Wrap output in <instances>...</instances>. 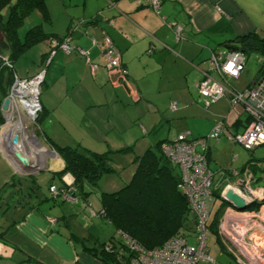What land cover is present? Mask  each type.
Masks as SVG:
<instances>
[{
	"label": "crops",
	"instance_id": "obj_1",
	"mask_svg": "<svg viewBox=\"0 0 264 264\" xmlns=\"http://www.w3.org/2000/svg\"><path fill=\"white\" fill-rule=\"evenodd\" d=\"M78 1L81 4L72 8L65 7L67 2L60 0L67 14L63 16L65 26L59 33L56 30L46 35L64 37L75 24L70 32L72 46L85 51L90 62L99 64L98 44L107 35L119 51L124 78L102 66L92 75L84 57L57 53L54 59L58 54L62 58L52 61L51 65L55 63V66L49 84L61 88L62 93L56 94V107L50 109L47 99L41 104L42 113L56 121L55 133L49 128L48 133L65 135L66 127L78 126L77 116L106 109L110 102L122 104L123 109L129 107L140 118L157 119L156 123L146 125V129L132 124L137 134L132 148L162 119L168 123V136H171L164 142L181 134H187L188 139L205 137L214 123L221 121L224 133L218 140L209 141L206 149L215 190L220 191L226 185L236 187L230 171L248 168L255 178V194L260 196L264 192V145L246 151L228 140L229 136L244 131L250 121L248 115L242 107L231 108L228 96L205 108L199 101L196 84L201 79L200 72L210 69L211 53L239 47L237 40L246 36L264 43V0H163L159 13L132 0ZM168 24L181 26L180 38L176 39ZM40 42L47 50L48 39ZM251 54L256 56L254 60H249ZM244 55L243 72L238 79L229 81L238 91L264 78L259 72L264 49ZM210 74L218 78L213 71ZM32 76L31 73L24 77L17 75L21 79ZM5 97L6 94L0 95V106ZM172 103L176 106L174 111L170 110ZM4 117L0 111V264H105L85 248L92 243H106L112 238H108V225L113 226L100 215L99 199L91 201L88 184H83L81 189H63L65 181L72 183L73 179L69 174L62 180L59 178L64 162L54 148V145L89 146L72 138L65 144L55 143L54 135L48 139L44 134L42 143L37 127L31 135L26 134L37 145L20 141L30 167L52 176L46 185L48 193L44 194L38 186L44 176L23 175L9 159L7 152H12V146L9 147L10 140L3 141V132L8 133L3 129ZM213 156L215 163L211 162ZM50 186L59 189V194L51 195ZM60 192L69 199L62 198Z\"/></svg>",
	"mask_w": 264,
	"mask_h": 264
},
{
	"label": "built area",
	"instance_id": "obj_2",
	"mask_svg": "<svg viewBox=\"0 0 264 264\" xmlns=\"http://www.w3.org/2000/svg\"><path fill=\"white\" fill-rule=\"evenodd\" d=\"M132 1L159 13L163 0ZM168 26L176 39L180 38L181 26L178 24H168ZM74 27L70 28L64 37L48 39L50 50L48 62L58 52L65 56L78 54L86 59L90 74L93 75L102 66L108 72L124 78L119 51L111 39L107 35L103 37L98 44L101 64L93 63L88 60L85 51L72 46L70 32ZM208 62L209 71L200 72L201 79L196 84L199 101L208 108L228 96L230 107H242L250 120L241 134L229 136L228 140L240 145L246 151L264 145V78L256 80L241 91L229 85V81L238 79L245 68L246 57L238 50L211 53ZM261 64H264V60ZM0 66L12 68L7 58L1 56ZM212 71L217 75V79L210 74ZM43 77L42 71L34 77L24 79L14 73L13 83L7 95L9 104L5 111H1L3 116L8 120H13L14 117L19 120L20 116L23 117L26 128L35 124L42 112L40 95ZM175 109V104H170V110ZM223 133L224 124L218 121L205 137L188 139L187 134H181L162 145L165 156L179 169L178 188L188 201L195 232L188 236L172 237L160 248L152 250L141 248L134 240L118 232L120 244L117 245L125 252L124 256L118 258L120 264H215V261L209 257L207 248V223L215 202L213 195L215 187L214 174L207 164L206 149L209 141L218 140ZM230 174L235 179L236 187L224 186L219 196L223 197L227 190H232L246 202V206L253 202H258L261 206L257 211H237L229 205L219 219L217 232L221 239L229 244L230 253L236 264H264V192L260 196L255 194L253 189L255 178L250 169L246 168L240 172L231 170ZM65 184L68 188L72 185L68 181H65ZM49 192L51 195L59 194L54 186L49 187ZM60 196L64 199L68 198L63 192Z\"/></svg>",
	"mask_w": 264,
	"mask_h": 264
},
{
	"label": "trees",
	"instance_id": "obj_3",
	"mask_svg": "<svg viewBox=\"0 0 264 264\" xmlns=\"http://www.w3.org/2000/svg\"><path fill=\"white\" fill-rule=\"evenodd\" d=\"M34 11L41 13L44 22L49 21L45 0H0V56L6 57L11 64L29 47L45 38H60L43 34L41 26H35L23 37L20 36V28ZM237 41L240 46L234 48L244 54L251 50L264 49V43L253 36L242 37ZM259 72L264 75V64ZM13 74V68L0 66V89L3 94L7 95ZM168 142H158L147 148L142 155L134 157L135 171L130 181L121 189L114 193L100 194L102 210L100 215L113 226L115 236L106 243H92L85 249L103 263L120 264L118 258L125 255L122 248L117 245L120 244L118 232L128 236L145 250L160 248L172 237L193 234L190 227L193 226L190 207L178 188L179 169L171 164L162 151V145ZM54 148L64 162L63 170L58 173L59 178L69 174L73 179L70 189H81L83 184L97 185L104 175L113 172L108 164L111 159L109 154L113 152L98 154L79 145L75 147L54 145ZM132 151L131 147L121 149L117 153ZM67 188L66 186L63 189ZM219 194L220 191H213L215 201L220 198ZM221 201L222 204L208 228L216 235L218 221L229 206L226 201L222 199ZM260 206V203L253 202L246 206L245 211H257Z\"/></svg>",
	"mask_w": 264,
	"mask_h": 264
},
{
	"label": "rangeland",
	"instance_id": "obj_4",
	"mask_svg": "<svg viewBox=\"0 0 264 264\" xmlns=\"http://www.w3.org/2000/svg\"><path fill=\"white\" fill-rule=\"evenodd\" d=\"M65 1L67 2L65 7L71 6L72 8H74L76 6L78 7L79 4H81L78 0H65ZM45 6L49 15V21L44 22L43 17L39 11L32 12L29 15V17L26 18L23 26L20 28L19 31L20 36H23L28 30H30L35 26H41V30L43 34L56 33V30L59 33V31L63 30L65 26V21H64L65 19L63 16L67 17V14L60 0H45ZM70 22L71 24L73 23L72 20H70ZM49 52H50L49 47L46 50V46H44L42 42H39L29 47V49H27L22 56L16 59L13 64H14V71L19 77H24L27 75V73H31L32 75L35 76L37 73H40L41 71L43 72L44 77H43V83L41 84L40 104H42L43 100L47 99L50 105V109H52V106L56 107V94H61L62 90L61 88H58L56 86H51L49 84V76L52 75L55 66L54 65L55 63L51 65L55 56L51 59L50 62H48V59L50 57ZM60 54L57 55V57L54 59V62L55 61L57 62L59 59L62 58ZM255 58L256 56L254 54L249 55V60H254ZM79 89L80 86L78 87V91ZM1 94L2 92L0 91V95ZM122 107H123L122 104H117V103L113 104L112 102H110L106 109L105 108L100 109L98 110V112L94 111L96 113L94 112L92 113L91 111V113H88L84 116L81 114L77 116L79 120L78 126L74 125L71 129H69V127H66L65 135L53 134L54 129L56 128V121L50 120V118L46 116V113L43 114L41 112L35 124H31L27 128H25V124H22V132L17 131L16 134L20 136V139L21 138L24 139V144H26L29 143V139H33L32 137H28L26 134L28 133V135H31L36 131V127H37L38 139L42 143L45 141L44 136L47 137L48 139H52L50 135H54L56 139L55 143L65 144L67 143L68 138H72V139H76L75 141H81L85 146L88 145L89 147L86 148L87 147L86 146L85 148L92 152L98 154H102L108 151L113 152L109 154L111 159L108 162L109 166L113 169V172L104 175L100 179L97 185H91V184L87 185V188H89V190L92 191V193L90 194L91 201L95 202L94 200L97 199L100 200L101 193L117 192L119 189H121L124 185H126L130 181L135 171L133 160L136 155L138 156L142 155L145 152V150L150 146H154L158 142L171 138L170 135L168 136V132H169L168 123H165V120L162 119V122L160 120L158 126H156L153 131H148L147 134H145V136L140 137L139 140L140 143L133 148L132 152L117 153L121 149L133 147L132 146L133 141L137 137L135 127L132 126L133 123L135 125H139L140 129H143L146 127V125L150 123L154 124L157 121L156 117L154 119V117L152 116L140 118L134 115L130 111L129 107H127L126 109H123ZM4 118L6 119V122H3V128L8 123V119L6 117ZM138 118L140 119L137 120ZM81 119L83 122H81ZM19 120L17 117H14V119L10 121L16 123L19 122ZM51 123L52 125H50ZM48 128L53 132L50 131L49 134ZM97 141H99L100 143L96 144ZM211 159H212L211 162L215 163L214 156ZM39 176L40 177L44 176L43 178L40 179L38 186L40 187V189H42V191L44 190L45 191L44 194H46L48 193L46 185L49 182L48 180H51L52 176L50 175V173L44 171L40 172ZM216 189L218 190V188ZM221 204H222L221 199L217 198L212 208L211 214L209 216V220L207 223L208 228L212 219L214 218L215 213L220 208ZM224 211L221 217L223 216ZM190 227L192 231L191 233H194L195 227L192 225ZM108 232H109L108 238L111 236L112 237L115 236L114 229L109 225H108ZM191 244L192 242H190V245ZM229 247H230L229 244L225 242L223 239H221L218 232L216 235L210 229L208 230L207 232L208 255L211 259L215 261V264H236L235 259H233V255L230 253L231 251L229 250Z\"/></svg>",
	"mask_w": 264,
	"mask_h": 264
},
{
	"label": "water",
	"instance_id": "obj_5",
	"mask_svg": "<svg viewBox=\"0 0 264 264\" xmlns=\"http://www.w3.org/2000/svg\"><path fill=\"white\" fill-rule=\"evenodd\" d=\"M231 51L237 50L234 47L227 48ZM9 104V99L6 97L1 106L0 111H5ZM19 138L17 134H14L11 137L10 145L12 146L11 158L13 162L18 165V171L23 175L28 176H37L40 172L34 171L30 167V161L22 151V146L19 143ZM222 200L226 201L237 211H244L246 208V202L235 194L232 190H227L223 197H220Z\"/></svg>",
	"mask_w": 264,
	"mask_h": 264
},
{
	"label": "bare ground",
	"instance_id": "obj_6",
	"mask_svg": "<svg viewBox=\"0 0 264 264\" xmlns=\"http://www.w3.org/2000/svg\"><path fill=\"white\" fill-rule=\"evenodd\" d=\"M254 83V82H253ZM22 122V123H21ZM22 124H25L26 125V123H25V120H24V118L23 117H21L20 116V120H19V122H16V123H13V122H11L10 120H8V123H7V125L3 128V129H6L7 131H8V133H6V132H3V137H4V139H3V141L4 142H9V140L11 141V137L14 135V134H16L17 133V131H21L22 132ZM9 128V129H8ZM26 128V127H25ZM19 138V137H18ZM19 141H22V143L24 144V139H19ZM20 143V142H19ZM21 143V144H22ZM29 143L30 144H33L34 146H36L35 144V141H34V139H29ZM22 146V145H21ZM9 147H10V143H9ZM6 148V147H5ZM11 148V147H10ZM22 148H23V146H22ZM41 151V150H40ZM8 153V157H9V159L10 160H12V158H11V152H7ZM41 159V158H40ZM13 161V160H12ZM15 164V163H14ZM36 165V164H35ZM40 165V164H39ZM17 166V165H16ZM17 168H18V166H17ZM241 252L243 253V254H245V252L243 251V250H241ZM252 258V257H251Z\"/></svg>",
	"mask_w": 264,
	"mask_h": 264
}]
</instances>
